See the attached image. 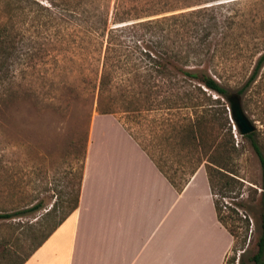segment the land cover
Here are the masks:
<instances>
[{
  "label": "trees",
  "instance_id": "trees-1",
  "mask_svg": "<svg viewBox=\"0 0 264 264\" xmlns=\"http://www.w3.org/2000/svg\"><path fill=\"white\" fill-rule=\"evenodd\" d=\"M23 2L44 19L51 43L58 42L57 36L65 44L77 42V89L87 94L91 106L96 103L97 114H120L139 125L145 122L147 136L123 126L174 188L181 191L204 167L217 220L233 239L234 256L224 264H234L238 249L244 251L252 224L257 232L256 250L249 263L241 264H264V145L255 131L242 138L249 141L260 167V185L248 188L256 215L250 216L251 206L243 205L245 213L240 214L220 206L216 199L218 195L238 199L245 187L240 177L242 152L227 110L230 92L219 74L227 62L257 56L245 87L256 80L264 66V0H2L4 7L15 4L13 9L22 13ZM11 31L9 21H4L0 27V98L10 88L17 65L26 61L14 53L20 41ZM244 88L236 94L240 96ZM140 136L147 145L139 141ZM87 137L88 132L86 141ZM167 152L175 158L171 162L165 158ZM164 167L173 169V175ZM82 172L75 194L66 201L67 212L55 220L56 203L46 212L43 201L0 211V225L8 224L11 230V236L0 240L1 264H24L77 210ZM228 220L240 222L243 232L236 231L235 225L231 229Z\"/></svg>",
  "mask_w": 264,
  "mask_h": 264
},
{
  "label": "rangeland",
  "instance_id": "rangeland-1",
  "mask_svg": "<svg viewBox=\"0 0 264 264\" xmlns=\"http://www.w3.org/2000/svg\"><path fill=\"white\" fill-rule=\"evenodd\" d=\"M22 6L24 13L13 9L15 4L12 8L4 7L0 0V27L4 21H9L11 35L20 41L14 53L26 58L24 65H17L10 88L0 98V211L16 210L43 201L46 212L56 203L59 208L56 218L53 217L55 220L67 212L66 201L75 194L84 165L89 119L97 115L96 103L91 106L87 94L83 95L77 89L80 52L77 42L65 44L57 36L58 42L51 43L48 35L52 34L44 31V19L34 15L35 7L26 2ZM262 43L264 38H261ZM70 58L71 62L68 61ZM256 58L239 57L227 62L219 77L228 92L237 93L245 87ZM240 98L246 116L256 126L257 138L264 145V66L256 80L244 88ZM114 117L134 134L148 135L144 121L139 125L120 114ZM138 139L147 145L141 136ZM236 141L242 152L240 177L245 185L242 196L232 199L218 195L216 199L220 206L234 208L240 214L245 213L243 205L251 206L253 211L249 214L253 217L256 205L248 199V188L260 185L259 162L249 141L237 132ZM165 158L171 162L174 156L167 152ZM165 170L173 175V169L166 167ZM180 175L175 176L178 184L182 181ZM227 225L231 229L237 226L239 233L244 230L240 222L228 220ZM9 236V225H0V240ZM256 236L252 224L244 245L245 253L241 257L244 251L238 249L234 264L249 263V256L256 250ZM232 256L234 252L230 249L227 258Z\"/></svg>",
  "mask_w": 264,
  "mask_h": 264
},
{
  "label": "crops",
  "instance_id": "crops-1",
  "mask_svg": "<svg viewBox=\"0 0 264 264\" xmlns=\"http://www.w3.org/2000/svg\"><path fill=\"white\" fill-rule=\"evenodd\" d=\"M204 167L181 191L113 115L91 117L79 205L24 264H224Z\"/></svg>",
  "mask_w": 264,
  "mask_h": 264
},
{
  "label": "water",
  "instance_id": "water-1",
  "mask_svg": "<svg viewBox=\"0 0 264 264\" xmlns=\"http://www.w3.org/2000/svg\"><path fill=\"white\" fill-rule=\"evenodd\" d=\"M226 101L229 105L230 121L233 124V129L240 135L245 136L256 131V126L246 116L241 103V98L236 93H228Z\"/></svg>",
  "mask_w": 264,
  "mask_h": 264
}]
</instances>
